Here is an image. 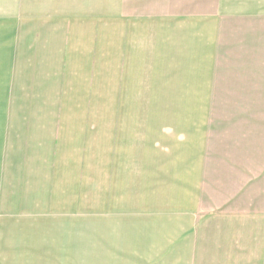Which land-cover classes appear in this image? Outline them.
<instances>
[{
  "label": "crops",
  "instance_id": "obj_1",
  "mask_svg": "<svg viewBox=\"0 0 264 264\" xmlns=\"http://www.w3.org/2000/svg\"><path fill=\"white\" fill-rule=\"evenodd\" d=\"M98 75L107 107L124 113L107 116L89 186L103 171L106 243L119 242L121 261L264 264V0L0 11V251L31 250L82 197V138L96 120L74 109ZM147 106L153 115L133 114ZM240 107L249 113L223 110Z\"/></svg>",
  "mask_w": 264,
  "mask_h": 264
},
{
  "label": "rangeland",
  "instance_id": "obj_2",
  "mask_svg": "<svg viewBox=\"0 0 264 264\" xmlns=\"http://www.w3.org/2000/svg\"><path fill=\"white\" fill-rule=\"evenodd\" d=\"M14 4L15 0H0V11L10 8ZM113 78L115 88L116 83L121 80V75H114ZM105 85V76L102 79L98 75L97 92L95 90H92L94 92H87L86 102L83 101L88 106L82 107L81 110L78 108V111L74 109L77 114L96 120V124L92 123V127L93 125L96 126L92 129V133L88 135L83 133L82 138L83 152H87V154H83L82 197L79 202L71 203L70 205H73L72 209L62 213L59 219L50 220L49 233L41 234L39 243L30 244L33 246L31 250L18 252L12 257L8 251H0V264H128L130 262L128 259L127 261H121L124 258L122 256L123 249L115 248L119 245V242L114 241V243L111 242L109 245L106 243L105 215L107 214V204L105 203L104 172L99 171L94 175L95 181L92 190H90L89 186L90 170L95 169L90 165L93 162V158L96 157L99 162L101 161L100 158H103L104 162V151L109 142L107 137V116L109 114L124 113L121 105L107 107ZM217 109L218 113L225 114L224 111L220 112V108ZM249 109L248 107L223 108L227 113L236 112L242 114H244V111L249 113ZM126 113H129L128 108ZM154 113V108L147 106L139 107L133 114L153 115ZM254 113L262 115L264 114V108H254ZM111 127L112 125H110V129ZM93 147L96 150V155L88 154L90 148ZM91 157L92 161H90ZM98 168H100V165H98ZM4 178L7 181L10 179L9 171H6ZM93 190L94 192H92ZM3 206L0 207L1 210H5L9 204L6 203V206ZM112 206L114 204H110V207ZM0 244L2 245V243ZM6 244L8 247L9 242Z\"/></svg>",
  "mask_w": 264,
  "mask_h": 264
}]
</instances>
